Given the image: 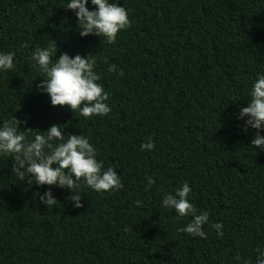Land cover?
I'll list each match as a JSON object with an SVG mask.
<instances>
[{
	"label": "trees",
	"instance_id": "trees-1",
	"mask_svg": "<svg viewBox=\"0 0 264 264\" xmlns=\"http://www.w3.org/2000/svg\"><path fill=\"white\" fill-rule=\"evenodd\" d=\"M117 3L130 27L108 43L78 35L66 0H0V52L15 53L14 69L0 74V119L27 118L20 131L57 124L66 125L64 136H87L123 185L83 188L81 208L53 188L58 203L43 206L36 193L44 186L20 182L0 157V264H233L236 250L254 261L264 246V153L251 148L253 131L242 133L235 115L264 73V0ZM49 39L57 57L90 55L110 113L86 120L37 93L43 74L29 57ZM108 64L123 75L108 73ZM149 138L154 149L141 151ZM184 181L189 201L209 214L205 239L178 232L190 218L160 207Z\"/></svg>",
	"mask_w": 264,
	"mask_h": 264
},
{
	"label": "clouds",
	"instance_id": "clouds-1",
	"mask_svg": "<svg viewBox=\"0 0 264 264\" xmlns=\"http://www.w3.org/2000/svg\"><path fill=\"white\" fill-rule=\"evenodd\" d=\"M91 5V9L87 6ZM71 11L79 26L81 38L94 35L112 43L118 32L130 27V20L124 7L117 0H66L65 7ZM26 48L25 43H20ZM55 40H48L43 46H37L29 59L33 66L43 74L36 84L38 94L46 95L51 107H66L70 112H77L84 119L103 117L110 113L107 101L109 93L98 81L100 75L94 70L95 62L88 56L79 54L69 56L60 52L57 57ZM15 53L0 52V74L14 69ZM56 57L55 59H53ZM108 73L119 76L123 72L115 65L108 64ZM235 119L242 121L241 132L253 131L250 141L252 149L264 153V73H257L247 93V104L241 107ZM27 124V118L0 119V157L12 161L11 174L20 182L37 189L44 186L45 190L37 192L38 202L43 206L56 205L57 199L52 189L65 190L67 199L74 208H81V192L83 188L97 193H111L120 190L123 185L116 170L97 159V149L90 143L87 136L79 134L62 135L66 125L52 124L47 130L20 131ZM151 138L140 144L141 151L154 149ZM7 159V160H9ZM154 184L152 177H146V187ZM191 189L187 181L182 182L172 193H166L160 200V207L174 211L176 219H186L185 226L178 232L193 237L207 238L203 226L209 222L207 211H199L188 199ZM134 204L142 206L140 200ZM217 238L223 236L222 222L209 224ZM254 261L241 258L236 250L231 259L233 264H264V246L254 250Z\"/></svg>",
	"mask_w": 264,
	"mask_h": 264
}]
</instances>
